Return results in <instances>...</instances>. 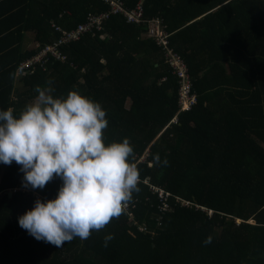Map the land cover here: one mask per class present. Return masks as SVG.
I'll use <instances>...</instances> for the list:
<instances>
[{
    "label": "trees",
    "instance_id": "1",
    "mask_svg": "<svg viewBox=\"0 0 264 264\" xmlns=\"http://www.w3.org/2000/svg\"><path fill=\"white\" fill-rule=\"evenodd\" d=\"M119 1L139 8L142 22L111 15L101 32L58 45L63 62L49 57L44 70L16 79L22 61L60 37L53 26L73 30L109 6L0 0V110L18 116L48 80L55 96L78 90L105 109V143L129 138L141 177L132 220L124 213L57 248L18 217L37 198L54 199L62 180L26 188L20 166L0 162V264H264V0ZM157 22L167 46L148 34ZM173 55L195 99L187 110ZM151 186L170 194L158 222Z\"/></svg>",
    "mask_w": 264,
    "mask_h": 264
},
{
    "label": "clouds",
    "instance_id": "2",
    "mask_svg": "<svg viewBox=\"0 0 264 264\" xmlns=\"http://www.w3.org/2000/svg\"><path fill=\"white\" fill-rule=\"evenodd\" d=\"M52 83L37 85V95L18 116L12 108L0 110V162L18 164L26 188L62 180L54 199L37 198L18 217L35 239L60 248L76 238L89 239L124 214L140 191L141 177L129 138L105 143L108 120L101 103L78 90L55 96ZM154 160L168 163L159 154ZM113 238L106 235L104 246ZM211 241L208 236L204 244Z\"/></svg>",
    "mask_w": 264,
    "mask_h": 264
},
{
    "label": "built area",
    "instance_id": "3",
    "mask_svg": "<svg viewBox=\"0 0 264 264\" xmlns=\"http://www.w3.org/2000/svg\"><path fill=\"white\" fill-rule=\"evenodd\" d=\"M106 3L109 6V10L102 13H89L86 16V19L83 23L77 25V27L73 30L64 31L57 26H53L54 31H57L60 37L50 45H45L38 49L35 54L29 59L22 61L17 68L16 79L27 77L28 75H32L36 72L37 68H41L44 70V62H47V58L54 59L59 62L64 61V56L57 50L58 45L69 42V41H77L83 34L86 33H95L101 32L103 30V22L104 20H108L111 15L122 14L128 23H141V10L136 8L134 11L127 10L124 8L122 3L119 0H100ZM148 34L155 38L158 44L163 46H167V37L163 30L159 29V22L157 24H149ZM171 66H174L178 71V75L180 78H183L182 86L179 91V102L180 109L187 110L194 104V96L190 93L189 81L187 80L186 75V67L181 63L178 56L173 55L172 60H170ZM147 183V182H144ZM150 190L153 194H155L158 204L156 205V217L155 220L161 221L164 212L169 210L167 201L170 197L168 192H165L162 189L157 187H150ZM177 202H180L181 205H191L190 202L179 200L177 197L175 198ZM131 205L129 204L126 214H128L129 219H133V215L130 212ZM210 215V213H209ZM142 226L139 225L138 228Z\"/></svg>",
    "mask_w": 264,
    "mask_h": 264
},
{
    "label": "rangeland",
    "instance_id": "4",
    "mask_svg": "<svg viewBox=\"0 0 264 264\" xmlns=\"http://www.w3.org/2000/svg\"><path fill=\"white\" fill-rule=\"evenodd\" d=\"M141 160H143V159H141Z\"/></svg>",
    "mask_w": 264,
    "mask_h": 264
}]
</instances>
